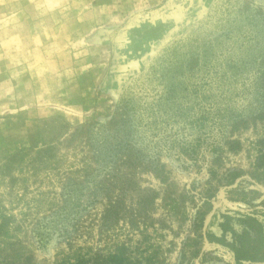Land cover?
I'll return each instance as SVG.
<instances>
[{
  "label": "rangeland",
  "instance_id": "1",
  "mask_svg": "<svg viewBox=\"0 0 264 264\" xmlns=\"http://www.w3.org/2000/svg\"><path fill=\"white\" fill-rule=\"evenodd\" d=\"M263 154L264 0H0V264H264Z\"/></svg>",
  "mask_w": 264,
  "mask_h": 264
},
{
  "label": "trees",
  "instance_id": "2",
  "mask_svg": "<svg viewBox=\"0 0 264 264\" xmlns=\"http://www.w3.org/2000/svg\"><path fill=\"white\" fill-rule=\"evenodd\" d=\"M229 67L234 68V63L232 65H230ZM216 68H217V64L213 65V69L215 70V72L217 71ZM258 167H264V154L261 155V157H259ZM227 222H228L227 224H229V220L228 219H227ZM37 234L44 235L43 227H40L37 230ZM105 263L106 264H137V263H132V262L128 261L126 258H124L122 256H119V255L109 256V258L105 259Z\"/></svg>",
  "mask_w": 264,
  "mask_h": 264
}]
</instances>
